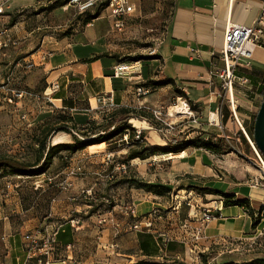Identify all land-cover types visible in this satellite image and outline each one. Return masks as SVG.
Returning <instances> with one entry per match:
<instances>
[{"label":"rangeland","instance_id":"obj_1","mask_svg":"<svg viewBox=\"0 0 264 264\" xmlns=\"http://www.w3.org/2000/svg\"><path fill=\"white\" fill-rule=\"evenodd\" d=\"M4 1L7 3L5 17L9 16L6 18L9 23L4 24L5 28L8 29L12 21L17 22L22 16L25 22L22 30L36 31V36L31 37L30 41L23 45L32 43L31 49H38L42 44L41 41L48 38L46 45L48 44L50 47L52 40L60 41L66 37H71L75 31L85 33L87 27L84 22L85 19L96 16L98 18L91 25L94 24L95 29H99V32L103 30L104 37L98 41L101 53L105 57L113 59L112 62L116 65L121 62L136 64L137 70L140 71L145 68L148 69L146 64L148 60L157 57L158 54H152L153 49L163 40L165 27L175 5V0H133L137 5V12L133 18L125 22L120 31L113 26V21L109 18V13L105 8L107 0H103L88 16L77 14L76 10L69 5L70 0H34L33 4L22 8H13L14 0ZM18 29L14 33L16 36L12 35L17 39L18 45L6 48L0 54V59H2L4 54L10 53L11 60H13L11 65L0 62V157L12 156L21 161L34 162L45 152H39L38 141L41 139L46 138L47 147H52L60 143H71L74 138L83 139L77 132L83 133L87 131V128L89 135L101 133L111 125L112 120L110 118L112 115L118 113L116 111L123 106L118 105L116 93L115 98L109 97L110 99H108L107 96L106 103L97 102L99 108L94 114L97 119L90 118L88 120L87 115L74 116L73 111L55 108L49 102L50 96H46L44 90L50 87V92L64 91L65 97L71 101L74 100V97H78L82 87V84L72 83V80L65 77L67 74H61L59 71L52 76L41 75L36 77L39 83L38 88H35L36 86L32 90L26 88L23 75L34 66L30 69L26 68L27 63L16 58L15 52L22 49L21 44L24 42L23 39L19 38L21 27ZM46 51L51 54L49 58L55 52L59 53V51L51 50V48L46 49ZM15 58L16 60H14ZM19 63V68H15ZM110 72L108 74L115 78L114 70ZM72 73L79 75L77 72ZM9 76L12 80L8 85L6 78ZM47 79L50 83L46 82ZM155 81L158 80L155 79ZM146 83L137 76L132 82H127L132 86L133 92L138 86H144ZM3 87L5 90H9V96L12 95L11 90H26L33 97L14 99L12 104L7 101L3 102ZM158 89L160 88L152 91L146 97H138L135 94L133 96L137 102H131L132 98H130V102L126 104L139 107L138 101H143L152 96V100L146 102L149 106L145 108L143 106L141 109L134 108L137 112L129 116L126 121L118 123L119 126L127 125L133 128L135 125L137 127L135 132L127 130L113 142L90 146L86 148L87 151L85 152L83 150V152L79 151L76 154L61 152L53 159L50 168L40 176H13L4 170L0 171V264H14L11 262L14 259L19 264L17 259L22 260L24 255L20 246L21 237L25 233H32L47 226L69 225V221L73 218H80L82 220L81 225L84 222L86 229L93 226L102 231L103 227L111 226L112 221L110 217H107V223L103 227H99L98 221L105 218L106 212L111 211L113 219L114 217L119 220L125 218L129 224V227L126 228H130L131 224L135 222L132 221V217L126 214H117L120 210L113 213L114 207L121 206L126 212L129 207L134 206L132 203L134 192L141 195L138 198H143L145 195L157 196L143 189H137L130 182L133 180L168 188L170 192H167L165 196H159L161 199L158 201L162 206L171 208L169 210L155 208L160 211V216L156 219L150 232L142 228L138 231V237L135 238H127L123 234L125 242L129 244V246L124 245L123 250L124 252L132 251V258H124V260L120 258L121 260L117 262L116 259L114 260L116 257L112 258L111 256L106 261L102 253H97L96 245L91 249L94 264H247L243 262L246 256L264 254V235L250 242L227 240V242L222 241L221 244L212 243L207 245L208 250L202 253L200 250L204 249L205 246L201 244L199 239L201 237L198 235L196 237L193 234L188 237L181 235L180 230H178L180 227L189 233L192 232L191 229L185 227L186 223L180 222L182 220H179L178 214L174 212L178 203L188 199L189 191H192L194 196L202 194L190 184H200L199 182L202 181L207 182L222 178L227 173L226 171L235 170L238 162L242 164L241 166H248L253 171L259 170L257 166L260 164L258 153L263 155L255 143L254 124L263 101V94L260 91L257 92L259 96L255 97L254 101L243 94L238 96L239 114L242 119H245L244 126L248 131L249 139L254 143V147L236 120H231V112L227 106L224 107L222 113L226 118L222 120L219 114V120L214 121L211 120L209 111L204 113L203 108L191 103L187 96L178 94L176 86L169 85L156 92ZM40 93H44V97H41ZM185 100L191 107L192 116L180 115L177 112L178 107ZM77 104H79L77 107L80 110L89 108L86 102L81 101ZM219 105L218 102L216 105L213 104L210 110L217 117L216 108ZM143 111L148 118L142 116ZM70 117L75 118L79 131L66 130L65 127H72L73 125L69 121ZM88 121H96L100 126L92 129L95 130L92 133L90 126L87 125ZM226 124L229 126L226 127ZM142 127L145 128V131L141 132V140L143 141L141 144L144 147L145 145L146 147L167 146L174 139L179 141L193 140L194 145L180 154L129 160L128 153L140 149L133 141L139 140L136 138L137 131H141ZM209 139L217 145L218 150H220L219 154L200 148L201 143ZM108 156L112 157L111 162H108ZM121 165L126 166V172L117 169ZM91 167H94L97 172L94 174L96 177L94 183L79 186L77 183L89 176ZM238 169L241 170V167ZM61 172L62 174H60ZM71 172L74 173L71 174ZM87 190L92 191L94 197H105L107 200V202L105 201L106 207L104 208L100 204V206H96L90 200L80 197L81 193ZM127 195H130L129 200L131 201L120 200L123 196L127 198ZM75 198L77 200L74 201L78 204L83 202L93 204L91 208L86 209L87 214L67 210L69 204H72V199ZM170 212L172 214L169 215ZM161 224H164V227L159 230ZM193 230L195 232V229ZM131 231L134 230L131 229ZM143 232L162 241L160 250L152 256H145L140 252L139 235ZM10 235L16 240V250L8 241ZM5 236H7L6 240ZM94 237L97 238V234ZM117 239L119 240V238ZM117 239L115 240L117 241ZM168 242L174 243L173 249L166 248ZM119 243L122 247L123 244L120 241ZM136 246L137 249L133 248ZM118 250L120 253L123 252L119 248L116 251ZM60 253L67 255L64 253L63 247Z\"/></svg>","mask_w":264,"mask_h":264},{"label":"crops","instance_id":"obj_2","mask_svg":"<svg viewBox=\"0 0 264 264\" xmlns=\"http://www.w3.org/2000/svg\"><path fill=\"white\" fill-rule=\"evenodd\" d=\"M13 2V8H22L33 4L34 0H14ZM260 9V0H175L173 11L165 27L163 40L158 49V55L156 58L148 60L146 63L148 69L145 68L141 71L140 76L137 77H140L143 82L155 79L158 81L165 79L172 80L173 85L181 90L184 95L188 97L190 102L197 104L199 108H203L204 113L209 111L211 115L212 112L210 110L213 104L216 105L217 102L220 103L219 99L215 96V92L219 89V83L217 79L211 76V72L219 64L217 52L224 46L226 30L230 24L252 26L259 15ZM3 17L0 18L2 24L9 23L8 19H6L9 18V16ZM24 24L25 22L22 16H20V20L15 22L13 26L10 25L8 30L11 35L14 36V33H16L15 31L19 30L18 27H21L19 38L23 39L24 42L21 44L22 49L15 52L16 58L25 63H32L34 65L30 71H26L23 75L25 77L24 85L26 88L31 90L34 86L38 88L39 83L36 77L41 75L52 76L57 71L61 72V74H67L65 77L72 80V83L82 84L80 94L78 97H74V100H71V102L65 97L64 91L50 92V87L44 90V92L46 91V96H50L48 100L55 108L73 111L74 116L87 115L88 120L90 118L97 119V117L94 116L95 111L99 108L97 99L102 97V95L115 98L116 93L118 105L123 106L121 108L141 109L143 106V108L149 106L146 102H150L152 96L143 101H138L139 107H135V105L133 107L130 104L126 105L130 101L137 102L134 97L136 93L132 91V86L127 84L124 78L116 79L108 74L111 73L110 71L114 69L116 64L112 62L113 59L107 58L101 53V47L98 45V41L104 37V33L103 30L99 32V29H95L96 27H94V24L87 26L85 33L75 31L71 37H66L60 41L52 40V45L50 47H48V44L46 45L48 38H44V40L41 41L42 44L40 42L41 46L38 49H31L32 43L26 46L23 45L29 42L31 37L34 38L36 36L35 30H22ZM260 43L261 44L255 50L253 63L255 70H257V73L261 75L262 78L254 79L255 84L253 85L255 90L250 95L251 101H254L255 97L259 96L257 92H259V88L262 85L264 86V37ZM49 48H51V50H57L59 53L55 52L52 54V57L49 58L51 54L46 51V49L48 50ZM44 54H50V56L45 61H42ZM101 56L103 57L97 61L90 63L86 62ZM11 58L12 56L10 53L4 54L0 62L11 65L13 63ZM16 58L14 60H16ZM19 66L20 63L17 64L15 68H19ZM72 72H77L79 75L77 76ZM257 76L258 75H256V77ZM46 82L50 83L48 79ZM4 88L5 87H3V89ZM163 89L164 87L158 89L156 92ZM154 90L156 89H153V91ZM3 92L4 97L2 100L6 102L9 96V90L4 89ZM40 96L44 97V93H40ZM130 98L132 99L130 100ZM81 101L86 102L89 108L85 110L78 109L77 105L79 104L77 103ZM151 104L153 103L151 102ZM224 118L226 117L223 114L222 120ZM226 125V127L229 126L228 124ZM134 128L137 127L134 125ZM144 129L145 128L142 127L141 132H144ZM83 151L85 152L87 149ZM241 165L240 162L236 163L235 170L226 171L227 173L224 174L222 178L207 182L202 181L199 182L200 184H190V186L194 187L198 186L211 189L212 192L194 196L193 192L189 191L190 194L188 199L182 201V203H178V207L174 210V212L178 214V219L182 220L180 222L187 223V228L191 229L192 232L189 233V231L180 227L178 230H180L181 235L188 237L190 234H193L197 237L196 231L199 227V220L195 218L194 215L200 214L205 206L211 207L217 205L219 207L220 212L216 213V219L204 228L202 237L199 238L201 244L205 246L204 249L200 250L202 253L207 251V245L212 243L221 244L222 241L227 242V240H245L250 242L264 235V210H262L264 208V188L260 186L253 187L251 184V180L254 177L257 178L260 172L255 168V171H253L250 167ZM240 167L241 170L238 169ZM91 168L89 169L91 171L89 176L81 179L82 181L77 183L79 186L83 184L92 185V183H94L96 178L94 174H97V172L94 170V167ZM62 172L60 174H62ZM216 191L234 195V200H246L249 205L225 207L223 198L215 194ZM133 197L134 201H132V203L136 206V216L140 218L146 216L155 208H165L166 210L171 208L162 206L160 201H158L161 199L159 196L145 195L143 198H138L141 197V195L138 192H134L132 194V198ZM127 198L123 196L120 200H129L130 195H127ZM72 200L76 201L77 198ZM89 200L95 203L94 205L96 206L100 204L104 208L106 207L105 201L107 202V200H105V197L97 198L95 196ZM73 201L72 204H69L67 210H72L74 213L80 214L84 212V214H87L88 211L86 209L91 208L93 205L86 204L87 202L78 204ZM183 203L185 205H182ZM116 210H120L117 214H126L124 211L125 209L121 206L117 205L114 207L112 210L113 213H115ZM170 214H172V212H170L169 215ZM169 215L168 218H170ZM258 217H261V219L255 227L254 223H256ZM111 221L112 225L103 227L102 231H100V228L93 226L86 229L84 222L78 231H75L70 226L73 238V243L70 245H72L73 248L68 251L63 247L64 253H67V255L60 253L63 258L67 259V264H94V257L91 249L96 245L97 253H102L106 261H108L111 256L112 258L116 257L114 260L116 259L117 262L121 260L120 258L123 260L124 258H132V251L124 252L123 250L124 245L129 246V244L125 242L124 235H126L127 238H135L138 237L139 232L131 231V227L127 229L126 227L129 224H127L125 218L119 220L114 217ZM163 225L164 224H161L159 226V230H161V227H164ZM193 229H195V232ZM95 234H97V238L94 237ZM23 236L21 237L20 246L22 252ZM87 236H89V238L92 237V239L87 238ZM8 238L10 245L16 250V240L13 239L11 235L8 236ZM117 238H119V240ZM6 239L7 236H5V240ZM115 239H117V241ZM119 241L123 244L122 247ZM112 243H117L119 249H121V251L123 250V252L120 253L119 250H112L110 248ZM133 248L137 249V246ZM263 259L264 254L258 253L246 256L243 262L248 264ZM11 262L14 264L16 263L15 259ZM233 262L238 263L239 261Z\"/></svg>","mask_w":264,"mask_h":264},{"label":"built area","instance_id":"obj_3","mask_svg":"<svg viewBox=\"0 0 264 264\" xmlns=\"http://www.w3.org/2000/svg\"><path fill=\"white\" fill-rule=\"evenodd\" d=\"M103 0H70L71 5L79 15L90 13L101 4ZM106 10L109 13V18L113 21V26L118 30H122L125 22L135 16L137 12V5L133 0H107ZM261 9L258 17L256 18L252 26L230 24L226 30L225 42L223 48L217 52L219 57L218 66L211 72V76L217 79L219 83V89L215 92L216 98L219 99L220 105L216 109V113L222 117L224 107L227 106L231 112V120H236L243 133L248 137V131L245 125V119L241 118L239 114L240 106L238 96L243 94L249 96L253 93L254 85L250 73L254 68V53L257 47L261 44V40L264 37V0H260ZM7 3L0 0V18L5 16L7 11ZM91 24H88L89 26ZM18 41L15 39L9 30L4 27L0 20V54L1 52L11 46H17ZM160 44L156 45L153 49L152 54H158ZM50 54H44L42 61H45ZM34 66L32 63H27L26 68ZM135 65L121 62L114 67L115 78H124L127 82H132L134 78L141 74L140 70ZM11 76L6 78V83H11ZM151 87L138 86L135 90L138 97H146L152 92ZM12 95L8 97L7 102L12 104L14 99H22L27 97H33V95L26 90H11ZM105 97H99L98 103H106L108 99ZM187 103V111L184 115H193L191 107ZM212 120V119H211ZM215 121V120H214ZM141 131H137L136 138L139 139ZM250 140V139H249ZM251 142V140H250ZM254 146V143L251 142ZM255 147V146H254ZM260 164L257 165L259 168L260 175L251 180L253 187L264 188V157L258 153ZM111 156H108V162H111ZM118 170L126 172V166L121 165L117 167ZM74 172H71L73 174ZM85 200L92 199V191H83L80 195ZM220 212L217 205L205 206L200 214L194 215L199 220V227L197 228V235L202 237L203 230L216 219V213ZM126 215L132 218H138L136 216V208L131 206L127 209ZM160 216L158 209H153L150 213L142 218V220L135 221L131 224V229L134 231H140L144 228L150 232L156 219ZM107 217L113 220L112 212L108 211L105 213V218L98 221L99 227H103L107 223ZM80 218H73L69 221V225L78 231L82 225ZM187 223L185 227H187ZM64 225L56 227H43L35 232L27 233L23 236V259H17L19 264H67V259L63 258L60 254L62 245L58 241V234ZM66 250H72V245L64 247ZM110 248L117 250L119 245L112 243ZM7 264V263H4Z\"/></svg>","mask_w":264,"mask_h":264},{"label":"trees","instance_id":"obj_4","mask_svg":"<svg viewBox=\"0 0 264 264\" xmlns=\"http://www.w3.org/2000/svg\"><path fill=\"white\" fill-rule=\"evenodd\" d=\"M107 6V2L106 5ZM106 8V7H105ZM86 16L90 15L89 13L84 14ZM98 17L96 16H90L87 19H85V24H91L93 21H95ZM14 21L10 23L11 26L14 25ZM101 57H96L92 60H88L86 62H94L99 60ZM256 75H258L256 77ZM250 77L252 78L253 84L254 79H261L262 76L257 73V70L253 68V70L250 73ZM264 78V77H263ZM168 85H173L172 80H149L144 86L151 87L152 89L157 88H163ZM175 86V85H174ZM259 91L263 94L264 98V88L263 85L259 88ZM178 94L184 95V93L181 90H177ZM71 102V101H70ZM192 103V102H191ZM118 113H114L112 117L110 118L112 120L111 125L105 128L101 133L97 132L95 134L89 135V129L87 128V131H84L83 133H79L83 139L74 138V141L71 143H60L57 145H54L52 147H47L46 138L41 139L38 141V148L40 151H45L42 156H40L39 159H37L34 162H26L21 161L15 157L12 156H3L0 157V171H6L7 174L13 175V176H22V177H35L40 176L44 174L48 168H50L53 159L59 155L61 152H68L69 154H76L79 151L85 150L86 148L102 144V143H110L113 142L118 136L123 135L127 130H132L135 132V128L129 127L127 125L119 126V122L126 121L129 119L128 117L131 116V114L137 112L135 109L131 108H120ZM143 117H146V113L142 114ZM118 117V119H116ZM69 121L73 123L72 127H65L66 130L71 131H79V128L77 127V123L75 122L74 117H70ZM88 126H90V129L93 133L92 129H96V126L98 123L96 121H88ZM70 128V129H68ZM135 145L139 146V151H133L128 153L129 160H133L136 158H142L146 159L153 156L158 155H168V154H180L183 153L187 148L194 145L193 140L189 141H179L178 139H174L169 145H157V146H151V147H145L141 144L143 141L141 140V135L139 140L133 141ZM207 151L213 152V153H220V150H218V147L211 139L207 141H203L201 143V147ZM145 154V156H144ZM137 189H143L147 191L148 193H152L157 196H165L167 192H170L168 188L160 186V185H150L147 183H143L137 180L130 181ZM196 190L200 191L203 194H208L211 191V189L202 188V187H194ZM217 195H220L223 198V204L225 207H231V206H248V201L246 200H234L235 196L230 194H224L219 191H216ZM264 210V208L262 209ZM141 218H132V221H139ZM261 217H258L256 223H254V226L259 223ZM254 220V219H253ZM140 237V243L139 248L141 253H143L145 256H152L154 253H157L160 250V246L162 241L159 239H155L154 236L150 235L149 233H141L139 235ZM58 241L62 245V247H66L67 245H70L73 243V238L71 234V227L70 225H64V227L61 229V231L58 234ZM174 243L168 242L166 244V248L173 249ZM248 264H264V260H257L252 263Z\"/></svg>","mask_w":264,"mask_h":264},{"label":"water","instance_id":"obj_5","mask_svg":"<svg viewBox=\"0 0 264 264\" xmlns=\"http://www.w3.org/2000/svg\"><path fill=\"white\" fill-rule=\"evenodd\" d=\"M254 139L259 151L264 157V98L255 119Z\"/></svg>","mask_w":264,"mask_h":264},{"label":"bare ground","instance_id":"obj_6","mask_svg":"<svg viewBox=\"0 0 264 264\" xmlns=\"http://www.w3.org/2000/svg\"><path fill=\"white\" fill-rule=\"evenodd\" d=\"M187 107H188V105L185 102H183V104H180V106L177 109L178 114H180V115L185 114L187 111ZM171 111H173V110H171ZM211 119L212 120H218V117L216 114H211Z\"/></svg>","mask_w":264,"mask_h":264}]
</instances>
